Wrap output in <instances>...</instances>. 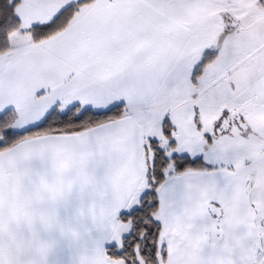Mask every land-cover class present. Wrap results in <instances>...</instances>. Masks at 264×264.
<instances>
[{
  "label": "snow or ice",
  "instance_id": "1",
  "mask_svg": "<svg viewBox=\"0 0 264 264\" xmlns=\"http://www.w3.org/2000/svg\"><path fill=\"white\" fill-rule=\"evenodd\" d=\"M0 264H264V0H0Z\"/></svg>",
  "mask_w": 264,
  "mask_h": 264
},
{
  "label": "rangeland",
  "instance_id": "2",
  "mask_svg": "<svg viewBox=\"0 0 264 264\" xmlns=\"http://www.w3.org/2000/svg\"><path fill=\"white\" fill-rule=\"evenodd\" d=\"M57 255L54 253L53 254V257H52V260L55 262L56 260H57ZM59 259H61V260H66V257L65 256H63V255H60L59 256Z\"/></svg>",
  "mask_w": 264,
  "mask_h": 264
}]
</instances>
